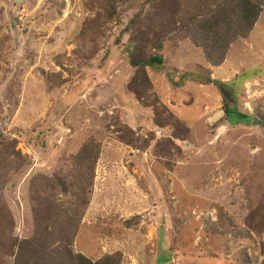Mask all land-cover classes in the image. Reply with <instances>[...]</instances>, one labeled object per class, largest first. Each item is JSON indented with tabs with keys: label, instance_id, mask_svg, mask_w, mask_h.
I'll use <instances>...</instances> for the list:
<instances>
[{
	"label": "rangeland",
	"instance_id": "1",
	"mask_svg": "<svg viewBox=\"0 0 264 264\" xmlns=\"http://www.w3.org/2000/svg\"><path fill=\"white\" fill-rule=\"evenodd\" d=\"M219 1L0 0V264L36 221L39 244L76 224L71 250L93 261L264 264V0L213 66L184 25ZM154 52L162 67L131 65ZM223 92L249 117L225 116Z\"/></svg>",
	"mask_w": 264,
	"mask_h": 264
},
{
	"label": "trees",
	"instance_id": "2",
	"mask_svg": "<svg viewBox=\"0 0 264 264\" xmlns=\"http://www.w3.org/2000/svg\"><path fill=\"white\" fill-rule=\"evenodd\" d=\"M107 1L108 9L113 11L114 7L111 5L112 0ZM201 7L206 9L207 12L204 13L203 16L200 15L199 18H190L184 25V29L187 33L186 35L191 37L193 41H195L197 37H202V39L205 40L207 44L204 53L207 59L214 63L213 66H217L223 60L228 45L237 37H245L252 28L260 11V4L255 0H220L219 3L212 7H208L205 4ZM110 15L112 16L113 14ZM140 21V18L136 16L132 22L135 23ZM197 45L199 46L200 44ZM160 47L161 44L159 43L154 49L158 50ZM156 53L157 52L150 54L147 59L131 60V65L162 67L163 59ZM214 53H217V55L215 56ZM184 74L186 76V73ZM204 81L209 83L214 80L207 76ZM243 82H245V79L241 83ZM223 111L225 116H230L233 119L235 117L241 119L249 117L240 111L228 107L225 98ZM96 148L97 145L93 144V142L85 144L75 157L78 161V167L87 174V183L84 182L85 187L90 185V180L93 177L94 165L97 158ZM2 149L5 151L4 148ZM64 185L65 183L63 182L62 187ZM73 191L74 199L71 201V205L68 204L67 207L70 208V213L71 210L75 213L72 214L73 218L76 216L78 219L83 213L87 201L84 197V190L78 188L77 191L74 189ZM61 192L65 196L67 188L64 186ZM42 222L43 221L35 222L37 228L35 229V236L33 237L32 235L26 242L23 241L22 243H18L17 251H14V244L12 243L10 254L12 255L15 252L18 263L26 264L32 259H38L41 264H120L121 258L118 253L106 254L93 261L80 253L72 252L70 247L72 242L70 234L76 232V224H74V226L71 225L72 228L70 229L65 227L66 233L62 238H59V235H55L54 241L39 244L35 238L41 231H47L48 228L46 224H41ZM27 244H30V247L33 250L34 256L32 258L23 256L26 248L25 245Z\"/></svg>",
	"mask_w": 264,
	"mask_h": 264
},
{
	"label": "water",
	"instance_id": "3",
	"mask_svg": "<svg viewBox=\"0 0 264 264\" xmlns=\"http://www.w3.org/2000/svg\"><path fill=\"white\" fill-rule=\"evenodd\" d=\"M224 96L226 95L224 92H223Z\"/></svg>",
	"mask_w": 264,
	"mask_h": 264
},
{
	"label": "flooded vegetation",
	"instance_id": "4",
	"mask_svg": "<svg viewBox=\"0 0 264 264\" xmlns=\"http://www.w3.org/2000/svg\"><path fill=\"white\" fill-rule=\"evenodd\" d=\"M223 96H224V94H223ZM224 98H226V97L224 96Z\"/></svg>",
	"mask_w": 264,
	"mask_h": 264
}]
</instances>
